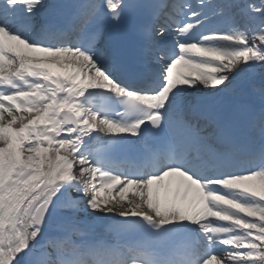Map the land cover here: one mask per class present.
Returning a JSON list of instances; mask_svg holds the SVG:
<instances>
[{
  "label": "snow or ice",
  "instance_id": "obj_1",
  "mask_svg": "<svg viewBox=\"0 0 264 264\" xmlns=\"http://www.w3.org/2000/svg\"><path fill=\"white\" fill-rule=\"evenodd\" d=\"M0 264H264V0H0Z\"/></svg>",
  "mask_w": 264,
  "mask_h": 264
}]
</instances>
